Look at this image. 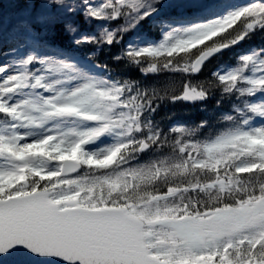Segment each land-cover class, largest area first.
<instances>
[{
    "label": "rangeland",
    "instance_id": "1",
    "mask_svg": "<svg viewBox=\"0 0 264 264\" xmlns=\"http://www.w3.org/2000/svg\"><path fill=\"white\" fill-rule=\"evenodd\" d=\"M38 1L0 0V197L33 191L36 187L24 179L34 174L38 180H43L42 187L47 189L49 196L61 200L60 206L64 209L85 202L90 204L98 201L99 196L107 197L110 195L107 191L116 183L123 185L128 176H133L125 170L107 179L94 178L90 167L95 166L84 159L85 155L89 159L95 156L94 164H104L102 160L109 157L112 148L119 147L125 124L122 118L111 119L120 102L97 81L92 71L70 58H59L49 50L32 49L25 43L27 37L33 35L39 42H45L54 36V27L58 24L65 29L62 36L69 46L92 42L99 47L122 35L125 48L134 54L158 56L206 42L240 12L245 13L240 17L246 23L264 22V0H44L42 4ZM114 3H117L116 8L112 7ZM183 8L196 9L191 11L201 14L211 9L218 12L200 21L159 20L165 14L171 15ZM249 9L253 11L249 12ZM119 18L124 20L118 23L116 19ZM145 20H149L150 25H162L158 30L159 40L144 39L142 24ZM217 76L228 87L239 88L246 97L255 96V99H248L244 109L248 116L241 118L237 130L233 126L232 130L210 141L189 145V161L193 166L207 165L211 169L227 159L236 161L241 169L257 163L263 167L264 50H247L235 66L219 68ZM60 107L71 108L73 112L54 115ZM5 108L13 109L14 114H7ZM45 137L57 138L51 145L49 157L17 159L6 151L9 145L30 144ZM88 140L91 142L85 144L84 151H69L73 144ZM60 155L78 156L86 167L76 176L61 179L58 177ZM12 169H21L26 175L16 189H11L16 180L6 176ZM52 173L55 175L46 178ZM23 176L14 177L19 180ZM71 197L75 199H64ZM261 200L182 219L169 218L176 208L172 212L165 211L162 217L149 206L130 208L128 214L141 221L143 241L152 245L146 251L158 261L203 264L213 262L215 253H224L228 260L229 252L236 251L246 257L244 263L257 264L264 258V242L257 245L258 253H252L255 245L249 241L259 238L264 227L251 214L244 228L236 226L233 210L249 205L258 208ZM186 221L196 223L198 244L181 239L177 230L171 227ZM248 224L256 226L249 227ZM241 244L245 247L239 251ZM253 255L257 258H251Z\"/></svg>",
    "mask_w": 264,
    "mask_h": 264
},
{
    "label": "trees",
    "instance_id": "2",
    "mask_svg": "<svg viewBox=\"0 0 264 264\" xmlns=\"http://www.w3.org/2000/svg\"><path fill=\"white\" fill-rule=\"evenodd\" d=\"M152 26L145 24L144 29L157 38L159 25ZM221 45L226 51L196 74L190 72L191 61L201 51ZM249 48H264V24H246L242 18L200 45L158 56L128 53L122 42L96 50L84 43L71 48L72 58L91 61L135 110L138 129L120 150L117 166L135 170L137 181L130 189L116 192L117 201L112 206L130 208L170 196L172 206H179L177 216L191 217L264 198V169L240 172L233 162L223 166L224 170L191 167L184 149L189 143L210 140L227 130L235 113L245 106L246 97L228 88L216 71L235 64ZM197 93L201 94L198 98H190ZM143 141L146 149L140 152ZM106 170L102 167L96 172ZM215 180H221L225 187L209 188ZM41 184L37 182V188L41 189Z\"/></svg>",
    "mask_w": 264,
    "mask_h": 264
},
{
    "label": "snow or ice",
    "instance_id": "3",
    "mask_svg": "<svg viewBox=\"0 0 264 264\" xmlns=\"http://www.w3.org/2000/svg\"><path fill=\"white\" fill-rule=\"evenodd\" d=\"M244 14V12L238 13L234 19L226 21L220 30L223 31L225 27L234 24ZM199 95L201 94L197 93L190 98L195 99ZM4 111L9 115L14 114L13 109L5 108ZM72 112L71 108L60 107L55 110L54 115H69ZM56 139V137H45L30 144L17 143L15 147L9 145L6 151L17 159H26L30 156L49 157L51 145ZM89 142L91 141H79L73 144L69 151H84L85 144ZM45 145L48 147L45 148ZM119 151L120 149L117 148L111 152L106 160H102V163H110ZM59 159L62 162L79 161L78 156L73 158L60 155ZM84 159L87 163L94 164L97 157L92 156L89 159L85 155ZM54 175L55 173H52L46 178ZM64 199H75V197ZM60 205L61 200L49 196L47 189L41 191L39 188L33 193L20 197L14 196L8 201L0 202V264H31L32 257L50 254L45 249L52 246H60L70 252L71 255H65V259H68L70 264H75L76 259L80 261V264H148L150 253L143 251L137 255L140 249L133 250V242H139V237L135 235V226L128 220L119 215L79 216L76 213H69ZM233 214L237 217L236 226L240 228L246 226V220L250 214L255 216L260 226L264 227V198L258 208L249 205L234 209ZM113 226L123 229V232H113L108 236L98 231L101 228ZM247 226L256 225L248 224ZM171 227L177 230L181 239H186L190 244L199 243V230L194 221L172 224ZM113 240L116 243H113ZM119 241L126 243H119ZM261 242H264V233H261L259 238L249 241L253 245ZM151 246L147 241L141 244L143 249Z\"/></svg>",
    "mask_w": 264,
    "mask_h": 264
},
{
    "label": "water",
    "instance_id": "4",
    "mask_svg": "<svg viewBox=\"0 0 264 264\" xmlns=\"http://www.w3.org/2000/svg\"><path fill=\"white\" fill-rule=\"evenodd\" d=\"M224 48H216L204 51L201 53L192 63V72L195 73L199 70V68L204 65L206 62L214 58L220 51H223ZM64 169L61 172L62 176H69L75 174L79 171L80 165L77 163H72V161H64ZM11 199V198H10ZM10 199H6L0 202H5ZM69 213H76L79 216H87V217H96V216H104V215H119L120 217L125 218L128 220L132 225L135 226V235L139 237V242H133V250L140 249V252L137 255H140L145 249L141 247L142 239H141V224L136 219L126 215L121 209H100V210H87L80 207L67 209ZM98 231L105 233L106 235L110 236L113 232H123V229L113 226L108 228H101ZM116 243L115 240L112 241ZM119 243H126L125 241H119ZM46 252L50 253L47 255H37L32 257L31 264H70L68 259H65V255H71L70 252H67L66 249L60 246H52L45 249ZM75 259V257H73ZM75 264H80L78 259L75 260ZM148 264H164L160 263L154 258L150 257L148 260Z\"/></svg>",
    "mask_w": 264,
    "mask_h": 264
},
{
    "label": "clouds",
    "instance_id": "5",
    "mask_svg": "<svg viewBox=\"0 0 264 264\" xmlns=\"http://www.w3.org/2000/svg\"><path fill=\"white\" fill-rule=\"evenodd\" d=\"M112 7H113V8H116V7H117V3H114V4L112 5Z\"/></svg>",
    "mask_w": 264,
    "mask_h": 264
},
{
    "label": "bare ground",
    "instance_id": "6",
    "mask_svg": "<svg viewBox=\"0 0 264 264\" xmlns=\"http://www.w3.org/2000/svg\"><path fill=\"white\" fill-rule=\"evenodd\" d=\"M38 3H41V4H42V3H44V0H40V1H38ZM0 41H1V40H0Z\"/></svg>",
    "mask_w": 264,
    "mask_h": 264
}]
</instances>
